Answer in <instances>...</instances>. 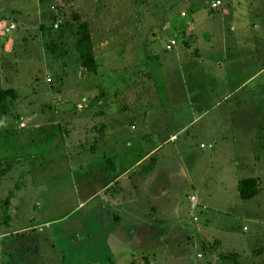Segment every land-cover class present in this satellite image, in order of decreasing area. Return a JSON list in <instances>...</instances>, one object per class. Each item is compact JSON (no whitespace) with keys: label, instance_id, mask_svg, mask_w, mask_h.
Wrapping results in <instances>:
<instances>
[{"label":"rangeland","instance_id":"obj_1","mask_svg":"<svg viewBox=\"0 0 264 264\" xmlns=\"http://www.w3.org/2000/svg\"><path fill=\"white\" fill-rule=\"evenodd\" d=\"M216 2L0 0V88L18 94L0 125V264L11 248L15 262L23 253L34 264H124L137 241L114 235L108 223L126 203L106 204L97 223L101 197H88L82 176L100 178L116 166L128 176L120 191H133L132 172L140 167L145 175L156 164L151 145L142 144L155 134L165 158L141 194L151 189L162 208L184 212L197 235L162 237V244L141 232L146 245L129 264H264V254H254L264 247V59L219 55L243 41L261 51L264 0ZM244 17L249 31L236 32L232 25ZM82 22L96 73L82 67L77 51ZM183 90L189 101L179 106ZM150 105L159 134L145 122ZM120 121L125 138L134 132L142 140L124 142V161L113 145ZM227 125L231 131L219 135ZM144 154L139 167L126 158ZM240 177L258 179L256 197L240 199Z\"/></svg>","mask_w":264,"mask_h":264},{"label":"crops","instance_id":"obj_2","mask_svg":"<svg viewBox=\"0 0 264 264\" xmlns=\"http://www.w3.org/2000/svg\"><path fill=\"white\" fill-rule=\"evenodd\" d=\"M230 12H222L221 13V18L224 16H227ZM238 12L235 11V16L233 15V19L238 20L237 17ZM244 20L243 25L239 26L241 24V22H238V25H235L232 27L235 29L236 32H241V33H246L249 31V25L248 22L245 20V17L243 18ZM240 21V20H239ZM260 28V27H259ZM242 30V31H241ZM251 30V29H250ZM250 40V39H248ZM255 44H251L250 42H245L243 41V43L241 44H229L227 46V48H223L222 50H219V55L224 56L223 60L227 59L226 57H228V55H230V57L233 56H237V55H245L248 58L249 57H253V58H260V59H264V42L260 43V50L259 52H256V48H255ZM245 47L246 51L244 54L241 53V48ZM252 48V49H251ZM253 50V51H251ZM239 53V54H238ZM216 55H218V52L216 53ZM218 55V57H219ZM220 61V60H219ZM262 63H264V60L262 61ZM182 78V77H181ZM189 77H186V80H188ZM168 85V89L169 88V84ZM184 89V88H183ZM186 89V88H185ZM168 91V90H167ZM188 93V90H183L181 92V94L186 96V99H184L179 106H182L185 104L186 101H189L188 99V95H186ZM169 101V99H168ZM173 102V101H172ZM168 103V102H167ZM190 105H192L191 102H189ZM149 113L147 114V118L146 121L149 124V128H153L154 131H158L157 133L159 134V131H162L161 129H157L156 126L152 127V121L149 119V115L150 112L151 113H155V109L151 110L152 106H149ZM168 110V109H167ZM208 111L205 112V114ZM106 123V121H105ZM118 124L120 125L118 128V134L115 136L116 137V141L113 143V145H115V147L117 148L119 154H115V156H117L116 158L118 159V157L120 156V152L122 153V155L120 156L121 160L125 159V153L124 151L121 149V147L124 146V142L126 143L127 146L132 145L130 142L134 139V142H137V139L141 140V136L134 134V132H130L128 134V136L125 138L124 135V129H125V124L123 122H118ZM143 124V123H142ZM262 124H260L259 126H261ZM258 127V126H257ZM134 129V128H132ZM222 132L218 133L219 135H224L229 133V131H231V127L227 125V127H223ZM108 131V130H107ZM221 131V130H220ZM108 133L109 132H105V138L103 140L104 143L108 142ZM130 135V136H129ZM217 135V136H219ZM157 138V134H155V136H153L152 141L149 142H144L142 141L143 145H151L152 148V152L154 160H155V165L153 167H150L148 169V172L145 175H142L139 171H140V163H145V154L141 157V158H130V157H126L128 161H133V162H138L137 163V167H139L137 170H135L132 175V181L134 182L135 185H137V187H134L133 191H128L125 194L122 193L120 190L122 189V191H125V183H126V179L128 178L127 174H123V170L121 169H117L116 166L115 168H113L114 170H104L101 171L99 173H101V177H86V176H82L81 172L76 170L77 174L82 176V187L84 186L85 188H88V192H89V198L92 197L95 193H98V195H100L101 200L99 202V208L97 209V218L95 219V221L97 223L98 222V217H100V215H106L104 208H107L106 204L109 205L110 204V208L112 205H114L116 207L117 204H119V202H125L126 204L122 206V204L118 205V210H119V214H117V218H119V220L116 221H109L110 223H108V227H111L112 232L115 234H117V232L119 234H121L123 236L124 239H127L129 241L135 240L137 241L136 244L132 245V248L130 247V250L128 252V259H126V261H124V264H129L134 261V258H138V256L134 255V252L137 251V249L141 248L143 245H146V242H144L145 240H142L141 237L146 236L145 233H141V232H150V234H156L157 236L155 237L154 240L157 241V243H164L162 241V237L166 238V241L169 240H173V241H182L185 237L186 234L190 233L191 231L194 232L197 235V231H196V224L192 222H186L185 220V213L182 211L179 213L173 214L170 213L169 209H164L161 206V202H159L156 197H154L152 195V190H148V191H144V193L141 194V189L142 187L148 182V179L150 178H154V176H156V174L159 172L160 167L162 162L164 161L165 157H158V151L160 150L159 144L155 143V140ZM132 139V140H131ZM169 138H167L168 140ZM131 140V141H130ZM217 142V141H216ZM164 143V142H163ZM214 143V142H213ZM220 142H217L216 144H218ZM141 144V142L139 143ZM213 146V145H212ZM157 147V148H156ZM216 147V146H215ZM219 147V145H218ZM214 148V146H213ZM147 153V152H146ZM103 154H105V151L103 152ZM108 154V153H106ZM238 156H241L242 151H237L236 153ZM235 154V156H236ZM259 151H258V156H259ZM139 156V153H138ZM252 156V155H251ZM255 154L252 156L254 157ZM123 157V158H122ZM257 157V156H256ZM253 160V159H251ZM111 161V160H109ZM124 161V160H123ZM103 162V161H101ZM92 165H90L89 167H91ZM74 172V173H76ZM120 173V174H119ZM237 173V172H235ZM250 178V177H248ZM244 178H239L237 180H235V182H237L235 184V186L238 188V183L240 180H242ZM85 181V182H84ZM116 182H119L120 187L116 184ZM99 188V189H96ZM121 188V189H120ZM76 189L80 190L79 187H76ZM90 189H92V191H90ZM117 190V191H116ZM110 191V192H108ZM102 192H108V194H101ZM111 192L113 194H111ZM122 206V207H120ZM180 207V204H178V208ZM173 217H176L175 220L172 221ZM102 223V222H100ZM106 223V222H105ZM193 225V227H192ZM172 229V230H171ZM169 230L170 233L168 232ZM181 231H183V237H178V235H176L175 233H180ZM54 234L53 232H50L49 235L47 236V239H49V241L51 244V247H54L53 241L52 239L54 237H52L51 235ZM112 234V233H111ZM51 236V238H50ZM42 241V239L40 240ZM41 243V242H40ZM125 243V242H124ZM14 246V245H13ZM15 247V246H14ZM13 247V249H14ZM50 247V248H51ZM14 253L16 251H12V248L10 249V252L7 256V259L5 262H3V264H23L24 261H28L30 262V260H28L27 258H29L27 255L20 253L22 255L19 256V261L15 262V254L13 255L11 253ZM155 253V248H153L152 251L147 252V254H154ZM11 254V255H10ZM146 254V255H147ZM30 259V258H29ZM132 259V260H131ZM135 259V260H136ZM31 263V262H30ZM34 264V263H31ZM118 264V263H117Z\"/></svg>","mask_w":264,"mask_h":264},{"label":"trees","instance_id":"obj_3","mask_svg":"<svg viewBox=\"0 0 264 264\" xmlns=\"http://www.w3.org/2000/svg\"><path fill=\"white\" fill-rule=\"evenodd\" d=\"M76 47L80 55L82 67L86 69L88 73H96L98 65L94 53L91 31L87 22H82L79 25ZM17 99L18 94L16 89L0 88V125L2 117L7 113L11 104H13ZM259 192L260 188L257 178H245L240 180L238 183V193L241 200L245 201L253 199L259 194ZM254 254H264V247L257 249ZM226 257H230V255H227Z\"/></svg>","mask_w":264,"mask_h":264},{"label":"built area","instance_id":"obj_4","mask_svg":"<svg viewBox=\"0 0 264 264\" xmlns=\"http://www.w3.org/2000/svg\"><path fill=\"white\" fill-rule=\"evenodd\" d=\"M218 5H220V0H217V2L214 4V7H217ZM11 28H13V25H11ZM7 30L9 31V28ZM175 44H176L175 40H173V39L170 40L169 44L167 45V49H171L172 46H174ZM202 146H204V145H202ZM209 146L211 147V144ZM191 199L194 200V201L197 200L194 196H192Z\"/></svg>","mask_w":264,"mask_h":264}]
</instances>
